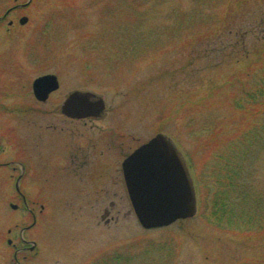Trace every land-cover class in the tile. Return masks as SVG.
Instances as JSON below:
<instances>
[{
    "label": "rangeland",
    "instance_id": "rangeland-1",
    "mask_svg": "<svg viewBox=\"0 0 264 264\" xmlns=\"http://www.w3.org/2000/svg\"><path fill=\"white\" fill-rule=\"evenodd\" d=\"M1 1L0 12L9 5ZM33 2L28 25L17 21L10 31L7 24L0 30L1 76L18 86L7 94L0 91V118L6 121L0 120V129L18 131L17 146L29 141L23 135L30 130L40 133V126L63 128V137L71 136L70 121L41 111L60 105L63 97L43 106L28 88L21 89L41 74L57 73L66 88L105 100L106 118L79 122L83 145L98 146L103 138L98 129L106 131V141L123 144V154L160 133L176 143L195 185L197 214L146 230L125 186L120 150L115 157L120 163L111 162L102 178L86 179L82 173L75 178L58 170L51 174L53 181L47 180L44 168L53 162L65 168L74 160L72 167H78L84 159L83 145L68 154L63 147L59 156L65 162L38 156L33 162L45 172L36 167L22 183L35 217L12 192L13 180L0 170V264H264V205L255 208L243 197L235 199L233 210L244 220L233 226L212 218L210 209L231 157H238L248 171L235 176L239 188L264 198V0ZM130 48L140 51L138 57L124 55ZM33 60L42 61L32 63L35 70L29 67ZM22 104L41 108L39 115L15 109ZM7 106L14 110L5 113ZM42 134L44 144L51 141L48 130ZM27 152L23 147L16 159L29 161ZM234 168L227 171L239 174L240 168ZM34 219L25 238L37 249L15 258L8 241L20 245L19 226L32 225Z\"/></svg>",
    "mask_w": 264,
    "mask_h": 264
},
{
    "label": "flooded vegetation",
    "instance_id": "flooded-vegetation-1",
    "mask_svg": "<svg viewBox=\"0 0 264 264\" xmlns=\"http://www.w3.org/2000/svg\"><path fill=\"white\" fill-rule=\"evenodd\" d=\"M33 1L35 0H27V2H20V0H2L1 2L4 4V6L7 4H9L8 6H6V8L0 12V30L3 28L2 26L4 24H7V30H11L14 28L16 22L18 21L19 24L21 26H26L29 24V10L32 7V4L34 3ZM18 13H21L20 15ZM23 18L27 19V22L25 24H22V20ZM38 31V30H37ZM38 46H42V47H48L49 50H53L55 45L53 44H48V45H42V44H38ZM54 46V47H53ZM28 47H32L31 45H29ZM56 48H58V45H56ZM42 63V61H37V60H33V62L29 61V67L34 66L33 64L35 63ZM52 64H55L56 61H50ZM33 63V64H32ZM41 65V64H39ZM42 66V65H41ZM33 68V67H31ZM34 70L37 68H33ZM4 73V67L3 64L0 63V83L2 82V80L4 81V85L2 88H0L1 93H5L7 94L12 90H18V86L17 82L12 79L11 77H3L1 75H3ZM46 76H53L55 77L56 81L53 79L50 83L42 85L41 87H38V94L36 93V87L35 84L37 82V80H39L40 78L46 77ZM25 79V78H23ZM29 79V78H28ZM63 77L60 76L57 73H44L41 74L37 77H35L34 79L28 81L29 86L26 85V83L24 85H22L21 89H29V94L31 95V97L36 101V103L40 104V105H48V103L53 104L56 101V96L60 97L63 100L61 101L60 105L58 106H53L50 110H41V108H35L34 106H24V104H22L21 106H14L15 109H20L21 111H24L25 114L27 115H39L37 112H39L38 109H40L41 111L45 112L46 114H50V115H54L56 117L59 118V121L63 122V121H67V122H71L73 124V128L70 129L71 132V136H66L65 138L62 135L63 132V128L58 129V127H54V126H40L39 130L40 133H34V131L32 132L31 130L29 131V135L25 136L23 135V137L25 139H29V141L25 140L24 144L23 142H19L20 144L17 146V143L15 142V137L18 136L17 133H19L18 131H12V129L14 128H10V124L12 125L13 122H11L10 124L8 123V132H5L4 129H0V170H3V174H5V176L10 179L11 181L13 180V182L11 183L12 185V192L15 193V195L19 196L23 203H24V208L25 210L29 213V215H32L33 217H35L33 211L31 210L29 204L27 203V198L24 194V192H22V183L24 180H26L27 178H29L33 171L36 169V167H39V169L42 171V174L45 172L44 169L46 170V174H44L45 178L47 180L52 179V181L54 180V176L51 175L53 173L57 174L58 170H60V172L63 174V172L65 171V173L67 171H70L71 175L75 178H78L80 176V174L82 173L83 178L89 177L92 179V177L96 176V174L98 175L97 177L102 178L104 176H106V174L109 173L108 170H106V167L109 166V164L113 161H118L119 160L115 157H117L116 155L117 152L120 150V154H123L124 151V145H117L116 142L113 141H106V136L107 133H105L106 131L100 130L98 129L99 133L97 134L98 137H103L102 139H99L98 141V146L96 147L95 145H83V141L81 142V136H80V130H78L79 127V122L80 121H90L91 123H95L96 121H102L106 115V109L105 111L100 115V116H95V117H89V118H82V120L80 118H76V117H72L68 114L65 113L64 110V104L66 103L67 99L73 95L76 92H79L80 90L78 88H66L67 85H64L63 82ZM65 88V89H64ZM84 92H90V91H84ZM94 93V92H91ZM95 94V93H94ZM20 95V94H19ZM97 95V94H96ZM99 96V95H97ZM6 106V105H5ZM14 110L13 107H9L7 106L6 108H4L5 113H7L8 111H12ZM38 110V111H37ZM42 112V114H43ZM106 118V117H105ZM0 120L4 122H6L3 118H0ZM37 123L35 124L36 127ZM76 127V129H75ZM46 128V129H44ZM108 132H110L111 135V127L107 128ZM43 130H48V133H50V137L52 138L51 141L48 140V142H45L47 144H44V138L45 135L42 134ZM50 131V132H49ZM31 139H36L35 141L37 142V144L35 143L34 145H32L33 140L31 141ZM66 142V143H65ZM114 143V144H113ZM63 144H65L63 146ZM84 148V153H81L83 155V161L81 162V165H79L77 167H72V164H74V160L72 161H68L71 163V165L69 164L68 166H64L62 165V163L57 166L54 164H52V166H49L47 169L46 167L44 169L40 168L39 165L34 164V160L38 159V156L40 157H44V161H51L52 158H50V156H56L55 158H61V160L63 162H65L60 155V153H62L64 151V148L67 150V154L70 152L69 149L74 147L75 149H79L80 147ZM144 144H142L141 146H143ZM50 146V147H49ZM141 146H139L138 148H136L135 150L131 151L130 153H126L123 154V159L121 161V169H122V174H123V178H124V172H123V163L126 161V159L131 156L137 149H139ZM23 147H26V149L28 150V154L29 155V161H25V160H17L16 156L17 154L21 153ZM49 147V148H48ZM52 147V148H51ZM41 149L44 150V152H40ZM49 149V151L47 150ZM57 149L60 151H57ZM98 150V151H97ZM51 151V152H50ZM48 153V154H47ZM71 153V152H70ZM107 153V154H106ZM12 154H14L15 156H13ZM47 154V155H46ZM46 155V156H45ZM63 155V153L61 154ZM69 157V156H68ZM185 160V159H184ZM34 161V162H33ZM55 161V159H54ZM120 163V162H119ZM97 164V169H93V167ZM185 164L187 165V163L185 162ZM57 166V167H54ZM188 166V165H187ZM100 167V169H99ZM51 170V171H50ZM64 176H66L65 174H63ZM69 175V174H67ZM3 176V175H2ZM62 176L60 179L61 180H65L66 177ZM41 177H43V175H41ZM49 177V178H48ZM44 179V177H43ZM90 179V181H91ZM125 182V179H124ZM126 186V183H125ZM238 186V185H237ZM127 189V187H126ZM43 208V207H42ZM35 219L32 223V225H23V226H19L20 231H19V238H20V245L14 244L12 240L8 241L9 245H12L16 251H15V258H17V254L22 253V252H34L37 249V245L35 242L30 241L29 239L25 238V234L27 232H29L30 230L33 229V227H35ZM18 227V226H17ZM10 233H14L13 230H9ZM19 264V263H18Z\"/></svg>",
    "mask_w": 264,
    "mask_h": 264
},
{
    "label": "water",
    "instance_id": "water-1",
    "mask_svg": "<svg viewBox=\"0 0 264 264\" xmlns=\"http://www.w3.org/2000/svg\"><path fill=\"white\" fill-rule=\"evenodd\" d=\"M21 22L25 24L27 19ZM53 79L46 76L37 80L36 93ZM105 109L103 97L83 91L71 95L64 104L66 114L80 119L100 116ZM123 172L134 212L144 229L164 228L196 216L193 180L177 146L167 136L158 134L137 149L123 163Z\"/></svg>",
    "mask_w": 264,
    "mask_h": 264
},
{
    "label": "trees",
    "instance_id": "trees-1",
    "mask_svg": "<svg viewBox=\"0 0 264 264\" xmlns=\"http://www.w3.org/2000/svg\"><path fill=\"white\" fill-rule=\"evenodd\" d=\"M132 53V54H131ZM132 55V56H137L140 54V51L138 49H132L130 48V50L125 49L124 51V55ZM237 161V163L233 162V161ZM232 162V163H231ZM230 165L226 166L223 170L224 174L226 175V180H223L222 178V184L221 187L215 188V192L217 191L219 193V198L216 201H212L211 203V217L216 219L217 221L221 222V223H226L229 226H233L237 223H240L241 221H243V217L240 214L236 213L233 210L234 207V203H236V200H240V198L243 197V199H245L246 201H251L253 207H261L264 205V201H263V197H250L251 194H249V192H247L246 190H241L239 187H241V185L239 184V186H237V180H235V178L237 177V179H239L241 177V173H247L248 171L243 168V163L241 162V160L238 157H231V159L229 160ZM236 166V168H240L239 170V174L236 171H232V172H228V168H233V166ZM234 168V169H236ZM242 168V169H241ZM226 169V170H225ZM233 170V169H232ZM224 175V176H225ZM218 176L217 174L215 175V177ZM236 176V177H235ZM249 178V176H247ZM217 178V177H216ZM219 181V180H218ZM218 181L216 182V184L218 183ZM241 190V191H240ZM233 201L229 203V201ZM233 203V204H232ZM239 204V202H238ZM244 206H247L248 208L251 207V204H247L245 201H243L241 203ZM209 206V205H208ZM234 211V212H233ZM251 219V217H250ZM223 225V224H222Z\"/></svg>",
    "mask_w": 264,
    "mask_h": 264
}]
</instances>
